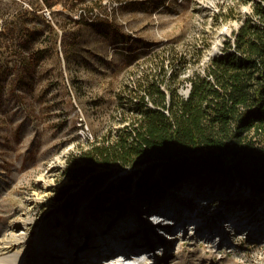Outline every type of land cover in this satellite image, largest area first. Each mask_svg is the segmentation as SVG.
<instances>
[{
    "label": "rangeland",
    "instance_id": "374dc122",
    "mask_svg": "<svg viewBox=\"0 0 264 264\" xmlns=\"http://www.w3.org/2000/svg\"><path fill=\"white\" fill-rule=\"evenodd\" d=\"M251 9L248 0H0V29L5 26L2 16L12 27V40L0 45V241L15 218H31L37 225L43 220L50 224L58 215L62 227L60 213L77 214L87 200V213H108L110 219H129L137 204L155 210L158 199L142 201L137 187L107 194L109 182L116 183L125 171L98 188L91 176L70 188L73 180L65 171L69 154L119 127L121 110L128 107L120 94L152 63L202 49V58L191 61L190 70L202 69ZM169 191L196 206L206 205L204 216L214 217L213 222L219 221L224 205L236 211L224 217L226 238L222 241L217 232L180 236L177 227L168 247L156 245L138 261L148 264L145 260L157 254V259L165 257L162 264H264V236L251 238L245 225L238 229L231 224L243 210L254 213L253 220L263 219L264 191L242 189L237 182L212 187L191 181L169 187L167 196ZM144 209L137 215L148 216ZM194 221L187 219L190 228ZM21 232L23 225L16 229Z\"/></svg>",
    "mask_w": 264,
    "mask_h": 264
},
{
    "label": "trees",
    "instance_id": "16d2710c",
    "mask_svg": "<svg viewBox=\"0 0 264 264\" xmlns=\"http://www.w3.org/2000/svg\"><path fill=\"white\" fill-rule=\"evenodd\" d=\"M248 1L251 11L202 69L190 70L202 49L173 58L154 52L162 58L120 94L128 107L119 127L70 152V188L87 176L98 188L125 171L107 194L137 187L142 201L159 203L186 181L264 191V0ZM2 17L0 45L12 40Z\"/></svg>",
    "mask_w": 264,
    "mask_h": 264
},
{
    "label": "bare ground",
    "instance_id": "6f19581e",
    "mask_svg": "<svg viewBox=\"0 0 264 264\" xmlns=\"http://www.w3.org/2000/svg\"><path fill=\"white\" fill-rule=\"evenodd\" d=\"M168 193V196L166 192L162 195L163 213L155 215L157 211L153 209L154 206L152 212L148 211L149 208H143L148 212L145 218L137 215L143 212L139 204L134 206L138 210L133 208L135 213L129 216V219L127 215L110 219L107 217L108 213L97 215L87 213L91 205L89 200L83 203L77 214L68 217L60 213L64 218L62 227H59L58 215L51 217L50 224L43 220L37 225H34L31 218H15L11 232L0 241V264H143L136 257L153 252L156 245L161 248L168 247L170 234L177 227H180L178 231L180 236L189 231L193 234L203 232V235L207 232H217L221 234L215 236V240L219 237L226 238L225 230L221 228L228 223L224 217L236 211H229L221 204L223 209L218 211L224 213L219 215L218 222H213L214 217L204 216L207 213L203 206L206 205L200 206L199 203L196 206L184 199V196L178 195L176 191ZM192 193L197 194L196 191ZM198 193L201 194V191ZM226 201H229V198ZM243 211L237 212L239 214L231 219L234 228L242 229L241 227L245 225V230L253 232L251 238L264 236V218L257 217L253 220L254 213L249 215V211ZM164 213V217L161 218ZM136 215L139 220L135 219ZM236 217L244 219L236 220ZM188 218L195 220L196 230L194 224H190L193 228L187 224ZM202 219V224H199ZM20 225L24 226L25 232L17 234L16 229ZM29 234L31 236L27 237ZM29 250H32L33 254L30 255ZM157 258L159 255L156 254L145 261L148 264H162L165 261L163 256Z\"/></svg>",
    "mask_w": 264,
    "mask_h": 264
},
{
    "label": "water",
    "instance_id": "95a60500",
    "mask_svg": "<svg viewBox=\"0 0 264 264\" xmlns=\"http://www.w3.org/2000/svg\"><path fill=\"white\" fill-rule=\"evenodd\" d=\"M217 53H219V51H217L214 55H216ZM189 90H190V89H189ZM189 90H188V91H189Z\"/></svg>",
    "mask_w": 264,
    "mask_h": 264
}]
</instances>
